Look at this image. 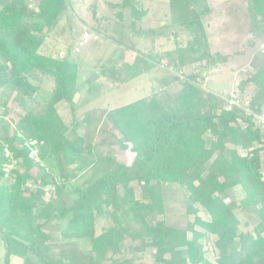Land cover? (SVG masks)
<instances>
[{"label": "trees", "instance_id": "obj_1", "mask_svg": "<svg viewBox=\"0 0 264 264\" xmlns=\"http://www.w3.org/2000/svg\"><path fill=\"white\" fill-rule=\"evenodd\" d=\"M143 1L104 0L110 17L99 19L113 15L120 30L152 43L186 33V42L146 56L181 69L195 65L196 71L184 81L175 79L176 86L165 84L159 92L103 112L114 147L132 155L126 163L114 151L97 154L74 126L80 85L79 65L69 56L72 47L62 56L45 49L69 0H39L36 11L28 9L26 0H0V92L15 93L23 104L16 119H9L10 110L0 103L4 264H134L125 257L129 250H153L155 264H211L210 250L216 264H264V128L198 86L203 72L230 60L211 50L203 22L212 13L210 0H163L166 22L147 29ZM242 1L251 37L245 46L253 56L248 77L234 90L244 101L250 88L248 107L259 113L264 110V51L258 50L264 43V0ZM152 66L136 57L102 76L111 82L114 74L119 85ZM93 89L97 92L95 84L86 92ZM66 112L72 118L68 125L62 116ZM8 163L14 167L6 174ZM45 165L54 170L52 181L40 173ZM164 185L176 186L184 195L192 217L184 228L168 222ZM48 187L51 198L45 199ZM235 187L241 188L242 198H232ZM200 211L209 219L200 218ZM250 218H256L254 224ZM102 219L110 225L97 233ZM52 222L59 223L68 248L63 258L42 252L51 240L45 228ZM203 239L210 246L204 247ZM75 246L86 247L81 261L73 255Z\"/></svg>", "mask_w": 264, "mask_h": 264}, {"label": "rangeland", "instance_id": "obj_2", "mask_svg": "<svg viewBox=\"0 0 264 264\" xmlns=\"http://www.w3.org/2000/svg\"><path fill=\"white\" fill-rule=\"evenodd\" d=\"M85 1L87 0H69L67 6L68 10H64V13H62L60 19L57 20L56 24L52 27L53 35H56V37L62 36L61 38L63 45L72 47V50H77L76 60L79 65H81V68H84L82 70L83 77L86 78V69L93 67V64L98 59L99 62L97 63V65L99 64V70V67L109 68L111 63H117L116 59L119 53H117L116 58H109L107 56V53H110L112 49L123 51V54H126V56H128V59L141 57L147 60L149 63L153 64L152 67L144 72L141 78L130 81L127 84L118 85V82L114 81V74L111 75V82H108L105 78L100 76L102 72L97 71L98 74H95L96 76L90 79H94V81L91 80L92 83L98 82L104 87L103 91L106 92L103 93V97L94 104L83 105L84 98L83 95L80 94L76 102L78 110L75 113L76 119L74 126H77L79 134L85 135L87 142L93 145L94 150L97 154H109L111 151H114L113 153L118 159L129 163L132 155L128 152V150H119L117 147H114L113 140L108 133L110 126L108 125L103 112L105 110H110L121 107L123 105H127L133 101L143 98L144 96H148L155 91L159 92L164 88L165 84H173L174 86H176L175 79H177L178 77L172 74L168 69V67L172 65L166 64V61L155 63L153 62V59L147 57L146 54L149 51L162 53L167 50L173 49L176 45V42H186V40L188 39V35L186 33H179L177 39L173 37V35H169L167 38H160L156 41H153L152 43V40L146 37L142 38L139 35L132 34L131 38H133V40L124 44L123 40L117 36L107 34L99 37L96 32H90L88 41L84 43L82 39V31L86 26H83V23L81 29L77 26V22L75 21L71 13V4L76 2L82 3ZM88 1L92 2V4L94 1L97 2V0ZM148 3H157L159 5V3H164V1L144 0L143 6L145 8L143 9H146L148 7ZM210 4L212 7V13L210 16H206V18L203 19V22L204 25H207L208 27L207 35L210 41L211 50L212 52L219 51L222 54H227L228 56H230V60L223 65L220 64L219 66L211 68L209 71L203 72L202 77L203 75H206L208 80L204 81L202 78V81L198 86H200L202 90L211 92L214 95L219 96L221 100H223V97H226L232 93H238L236 90H234L236 89L235 87L237 86V84H239L240 81L245 80L248 77L249 72L251 71L250 60L253 55L251 51H248V46H245L247 40L251 38L247 33V30L249 28V18L246 12L245 4L242 0H210ZM106 11L108 12L106 6L101 10H98L96 8L95 19L90 22L93 30H96L97 27L99 28L100 23H103L107 20H100L101 16L108 15L104 14ZM157 12L159 13L160 17H158V19L155 20L154 23L151 24L146 20L144 21L143 26L146 29L149 27L158 26V24L163 25L164 22H166V16H163L166 12L163 10V8L161 10L160 8H157ZM80 15L82 16V19L85 20V15L78 14L79 17ZM108 20L113 21L115 23V26L117 25L115 19L113 18V15H111V19ZM96 22H100L99 25H97ZM109 24H107L108 27L110 26ZM108 29L105 28V30H107V33L109 32ZM128 31L125 30L126 33L130 34V32ZM99 39H101V42L98 41ZM79 43H81L80 46ZM243 50H245V53L241 54ZM258 50H260L261 52L264 51V43L259 42ZM106 51L107 53L105 54ZM84 52H88L90 54L89 57L91 56V59H89L88 57L89 60H86ZM120 59L121 58H119L118 60ZM181 71L183 75L180 80L184 81L186 80L187 75H190L191 73L196 71V67L195 65H191L186 69H181ZM92 73L93 72H91L89 76H91ZM114 73L117 74L116 71ZM78 80L80 82V77ZM95 90H99V86L96 85ZM250 92V88L246 89V91L244 92V101H249V97L251 96ZM95 94L96 91H94L93 89L90 96H94ZM0 103L3 104V106L0 104V110L1 106L10 110V115L8 116L9 119H16V115L23 111L22 101L13 92H0ZM62 116L64 117L66 125L71 124L72 118L68 115V112L64 113ZM85 119L88 120V123L87 121H84ZM13 167L14 164L12 163L4 165V172L8 174V172ZM40 173L49 181H52L55 177L54 170H52V168L47 165H45V168L40 171ZM134 190L136 196L139 197V188L136 185L134 187ZM45 192V199L51 198L49 187L45 189ZM231 196L233 199H240L244 196V193L242 192L240 187H235L231 191ZM163 201L165 204L166 216L168 218V222L171 225H177L184 228L187 223L192 221V217L188 216L186 213L184 202L185 198L180 188L173 185H164ZM198 216L203 220L209 219L205 211H200L198 213ZM255 221L256 218H250L251 224H254ZM109 225V220H100V222L96 226V232L100 233L103 228H106ZM45 230H47L51 234V240L47 245L43 247V254L48 258L65 257L68 248L67 246V249L64 248L63 242L61 241V238L59 236V223L52 222L47 225ZM209 238H211V236H209ZM200 241L202 242V244H204V247H208L211 244V241H208L210 243L209 244L205 239ZM127 246L128 243H125L124 248L126 249ZM75 248L76 250H72L73 255L74 257L77 256L79 258L78 260L81 261V257L86 254V247L84 248L80 246L77 248V246H75ZM210 251L208 254V258L209 260L214 261V254L210 253ZM151 254H153V250H150L148 254L144 252L133 254L129 250L125 253V257L132 258L134 264H155ZM74 261H76V259ZM17 263V260H14L12 262V264ZM0 264H4V248L2 245L1 237Z\"/></svg>", "mask_w": 264, "mask_h": 264}, {"label": "crops", "instance_id": "obj_3", "mask_svg": "<svg viewBox=\"0 0 264 264\" xmlns=\"http://www.w3.org/2000/svg\"><path fill=\"white\" fill-rule=\"evenodd\" d=\"M147 6L148 7L146 9H144V10H147V13H146L145 17H143V21L142 22H144L146 20L147 22H150L151 24L154 23V21L157 20L158 17H160L159 13L157 12V8H160V10L163 8V10L165 12L167 11V6H166L165 3H159V5L157 3H152V4H149L148 3ZM94 7H96L98 10L103 9L105 7L104 0H97V2H96V4H95ZM94 7L92 5V2H89L88 0L85 1V2H82V3L81 2H76V3L71 4V13H72V16L75 19V21L77 22V26L80 29H81L82 25L84 24L83 26H86L88 29L91 30V32H96L99 37H102V36L107 35V34H111L112 36L114 35V36H117V37L121 38L123 40L124 44L133 40V38H131V34L126 33L125 30L124 31L119 30L115 26V23L113 21H110V20H106L103 23H100L99 28L97 27L96 30H93L92 25H91L90 22H92V20L95 19L94 12L96 11V8H94ZM143 8H145V7L143 6ZM65 10L67 11L68 10V7ZM78 14L85 15V20L82 19V16L81 15L79 17ZM104 14H108L107 16H110V14L107 11ZM107 24H109L110 26L108 27ZM105 28H107V29L109 28L108 29V31H109L108 33H107V30H105ZM126 31H128V30H126ZM61 37L62 36L56 37V35H54V36L51 37V39H48L46 41V43H45V49H46V51L48 53H51V54H54V55L59 54L61 56L63 55V52L66 50V47H68V46L67 45H63V42H62V38ZM111 38H113V37H111ZM98 41L101 42V39H99ZM80 45H81V43H79V46ZM76 53H77V50L74 49V50L71 51V53L69 54V56H70V58L73 61H76L77 62V60H76L77 54ZM84 53H85L86 60L91 59V56L89 57L90 54L88 52H84ZM106 53H107V51L105 52V54ZM117 53H119L118 54V57L116 59L117 60V63H111L110 67L111 66H118L120 64H132L133 63L134 58L128 59L127 58L128 56H126V54H123V51H117V50L112 49L110 51V53H107V56L109 58L110 57L116 58ZM88 57H89V59H88ZM119 58H121V59L118 60ZM98 60L93 64V67L88 68V66H87L88 69H86V72H85L86 78L83 77V74H82V70L84 68L83 67L81 68V65H79V63L77 62L78 65H79L78 79L80 77V82L78 81V83H79L80 87H79V92L74 97V103L77 102L78 96H80V94H82L83 95V98H84L83 99V105H88V104L91 105V104H94L98 100H100L103 97V93L106 92V91H103L104 90L103 89L104 87L100 83H98V82L97 83L96 82L92 83V81H94V79H90V78H93L94 76H96L95 74H98L97 71H101L103 73V72H105L108 69V67L107 68L99 67L100 68V70H99L98 69L99 64L97 65V63L99 62ZM91 72H93L92 73L93 75L91 74V76H89V74ZM102 73H101L100 76H102ZM143 74H144V72H143ZM143 74H141L140 76H138V77H136V78H134V79H132L130 81H133V80H136L138 78H141L143 76ZM130 81H128V82H130ZM128 82L122 83V84H127ZM91 84H95V86L96 85L99 86V90H97V92H96V94L94 96H90V94H88L86 92L87 87L89 85H91ZM144 97H146V96H144ZM86 100H87V102H86ZM68 114L70 115V113H68Z\"/></svg>", "mask_w": 264, "mask_h": 264}, {"label": "built area", "instance_id": "obj_4", "mask_svg": "<svg viewBox=\"0 0 264 264\" xmlns=\"http://www.w3.org/2000/svg\"><path fill=\"white\" fill-rule=\"evenodd\" d=\"M26 2H27L28 9L30 11H36L37 10L39 0H26ZM90 32H91V30L86 28V27L83 29L82 39H83L84 43L88 41V37L90 35ZM168 69L172 74H174L176 77H178V79L182 78L183 73L181 71V68L175 67V66H169ZM192 74H194V72L191 73V75ZM203 80L204 81L208 80L206 75H203ZM222 99L225 101L227 107L241 109L247 116H253V121L256 124H258L261 128H264V110L260 111L259 113H253L248 107V101L240 100L238 98L237 94H234V93H232L226 97H223ZM211 253L213 254V252H211ZM208 261L211 264H216L215 261H212V260H208Z\"/></svg>", "mask_w": 264, "mask_h": 264}]
</instances>
